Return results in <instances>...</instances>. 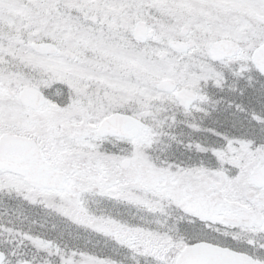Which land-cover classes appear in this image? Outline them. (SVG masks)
I'll list each match as a JSON object with an SVG mask.
<instances>
[{"label": "snow or ice", "instance_id": "snow-or-ice-1", "mask_svg": "<svg viewBox=\"0 0 264 264\" xmlns=\"http://www.w3.org/2000/svg\"><path fill=\"white\" fill-rule=\"evenodd\" d=\"M0 264H264V0H0Z\"/></svg>", "mask_w": 264, "mask_h": 264}]
</instances>
